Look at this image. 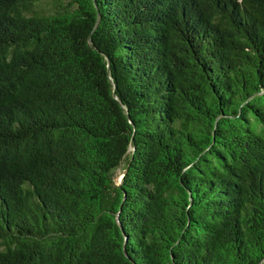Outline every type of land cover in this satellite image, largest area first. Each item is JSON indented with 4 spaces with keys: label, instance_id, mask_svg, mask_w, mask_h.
Wrapping results in <instances>:
<instances>
[{
    "label": "trees",
    "instance_id": "obj_1",
    "mask_svg": "<svg viewBox=\"0 0 264 264\" xmlns=\"http://www.w3.org/2000/svg\"><path fill=\"white\" fill-rule=\"evenodd\" d=\"M0 264H264V0H0Z\"/></svg>",
    "mask_w": 264,
    "mask_h": 264
},
{
    "label": "rangeland",
    "instance_id": "obj_2",
    "mask_svg": "<svg viewBox=\"0 0 264 264\" xmlns=\"http://www.w3.org/2000/svg\"><path fill=\"white\" fill-rule=\"evenodd\" d=\"M124 175V163L122 162L114 171V181L119 183Z\"/></svg>",
    "mask_w": 264,
    "mask_h": 264
},
{
    "label": "water",
    "instance_id": "obj_3",
    "mask_svg": "<svg viewBox=\"0 0 264 264\" xmlns=\"http://www.w3.org/2000/svg\"><path fill=\"white\" fill-rule=\"evenodd\" d=\"M97 18H98V14H97ZM123 111H124V113H126L127 114V110L123 107ZM130 146L133 148L134 147V143H133V140H131V142H130ZM123 248H124V245H123Z\"/></svg>",
    "mask_w": 264,
    "mask_h": 264
}]
</instances>
